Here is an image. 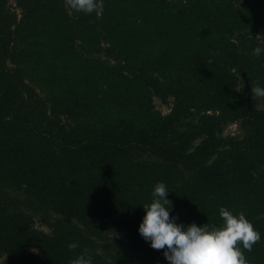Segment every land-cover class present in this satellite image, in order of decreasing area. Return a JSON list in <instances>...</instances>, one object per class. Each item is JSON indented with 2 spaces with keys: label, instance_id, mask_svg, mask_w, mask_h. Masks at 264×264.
Masks as SVG:
<instances>
[{
  "label": "trees",
  "instance_id": "trees-1",
  "mask_svg": "<svg viewBox=\"0 0 264 264\" xmlns=\"http://www.w3.org/2000/svg\"><path fill=\"white\" fill-rule=\"evenodd\" d=\"M257 46L264 0H0V264H169L138 231L157 182L177 223L243 212L264 264Z\"/></svg>",
  "mask_w": 264,
  "mask_h": 264
},
{
  "label": "clouds",
  "instance_id": "clouds-1",
  "mask_svg": "<svg viewBox=\"0 0 264 264\" xmlns=\"http://www.w3.org/2000/svg\"><path fill=\"white\" fill-rule=\"evenodd\" d=\"M71 11L99 15L103 10V0H65ZM264 54V47L257 46L252 55ZM252 98L264 99V87L259 83L251 87ZM168 186L157 182L152 192L151 203L142 207L145 211L139 234L150 241L154 250H163L169 264H249L245 252H251L260 242L261 234L246 218L243 212L234 214L226 207L219 209L222 224L197 226L176 222L171 216L172 201L167 199ZM70 251L79 248L78 242L68 244ZM70 264H92V257L78 254Z\"/></svg>",
  "mask_w": 264,
  "mask_h": 264
},
{
  "label": "rangeland",
  "instance_id": "rangeland-1",
  "mask_svg": "<svg viewBox=\"0 0 264 264\" xmlns=\"http://www.w3.org/2000/svg\"><path fill=\"white\" fill-rule=\"evenodd\" d=\"M153 102L155 108L160 110L162 113L168 112L171 106L170 102L164 103L158 97H153ZM260 106H264V103H261ZM237 133H240V128L238 123H229L224 128V134H237ZM36 226L44 230H47L45 226H41L37 221H36Z\"/></svg>",
  "mask_w": 264,
  "mask_h": 264
}]
</instances>
